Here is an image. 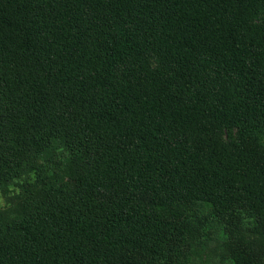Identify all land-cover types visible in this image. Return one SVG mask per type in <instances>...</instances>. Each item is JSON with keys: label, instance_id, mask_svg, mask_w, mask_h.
<instances>
[{"label": "trees", "instance_id": "obj_1", "mask_svg": "<svg viewBox=\"0 0 264 264\" xmlns=\"http://www.w3.org/2000/svg\"><path fill=\"white\" fill-rule=\"evenodd\" d=\"M0 264H264V0H0Z\"/></svg>", "mask_w": 264, "mask_h": 264}, {"label": "rangeland", "instance_id": "obj_2", "mask_svg": "<svg viewBox=\"0 0 264 264\" xmlns=\"http://www.w3.org/2000/svg\"><path fill=\"white\" fill-rule=\"evenodd\" d=\"M17 186L12 185L5 190H0V208L17 192ZM226 250L222 236L214 234L212 239L201 246H196L188 264H230L224 259Z\"/></svg>", "mask_w": 264, "mask_h": 264}]
</instances>
